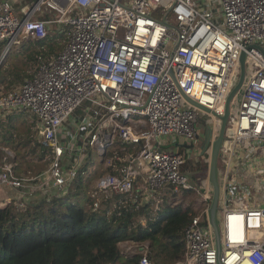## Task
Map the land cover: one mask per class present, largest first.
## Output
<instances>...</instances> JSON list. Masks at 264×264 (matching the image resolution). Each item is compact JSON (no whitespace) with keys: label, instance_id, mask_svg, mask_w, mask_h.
I'll return each mask as SVG.
<instances>
[{"label":"built area","instance_id":"2783aa9c","mask_svg":"<svg viewBox=\"0 0 264 264\" xmlns=\"http://www.w3.org/2000/svg\"><path fill=\"white\" fill-rule=\"evenodd\" d=\"M164 1L35 0L20 14L0 1V63L28 38L66 36L60 51L37 56L17 89L0 92V115L17 109L35 116L39 142L49 150L47 169L32 177L17 176L4 151L0 187L22 190L13 203L21 210L31 191L68 193L82 163L63 160L76 148L61 129L79 110L72 129L87 133L77 149L95 152L112 168L88 194L93 211L112 195L134 193L145 203L165 188L176 197L190 190L200 203L182 232L183 256L173 264H264V0H171L157 18ZM242 52L248 78L239 104L233 109L230 102L217 169L218 247L208 185L183 170L182 153L157 141H194L201 112L221 123ZM116 139L121 151H132L120 156ZM139 251L138 264H153L148 247Z\"/></svg>","mask_w":264,"mask_h":264},{"label":"trees","instance_id":"16d2710c","mask_svg":"<svg viewBox=\"0 0 264 264\" xmlns=\"http://www.w3.org/2000/svg\"><path fill=\"white\" fill-rule=\"evenodd\" d=\"M27 40L30 43L25 41L19 47L20 52L15 51V58L25 67L30 61H37L36 54H46L50 48L61 50L64 46L58 42L64 41L61 34ZM10 52L0 63V85L6 86L5 92L13 90L11 85L23 83L30 76L26 68L22 69V74L15 70L16 62L12 68H4L6 62L16 61H12ZM25 114L26 111L13 109L5 117L6 121L2 117L0 120V145L10 146L16 158L22 154L17 136L20 130L16 123ZM26 138L25 143L30 142L29 133ZM39 144L38 141V146H41ZM120 145L118 139L113 142L122 156ZM38 146L31 148L42 158V149L35 151ZM43 149L46 154L48 149ZM111 152L112 149H108L106 157ZM4 155L5 152L0 150V164ZM19 160L9 156L6 159L16 174L22 173L23 164ZM104 164L103 160L91 169L83 165V172L78 173L73 188L63 196L45 203H28L23 210L17 209L13 202L0 205V264H138L139 254L127 257L120 250V243L129 241L138 247L148 242L153 264H173L182 258V232L195 214L192 205H188L184 198L194 192L183 190L182 199L171 201L176 196L165 188L145 203L141 202L140 195L134 193L112 195L102 201V209L93 211L88 190L94 178L112 172V168ZM155 200L158 201L156 209L152 205Z\"/></svg>","mask_w":264,"mask_h":264},{"label":"rangeland","instance_id":"374dc122","mask_svg":"<svg viewBox=\"0 0 264 264\" xmlns=\"http://www.w3.org/2000/svg\"><path fill=\"white\" fill-rule=\"evenodd\" d=\"M171 4V0H165L164 3L161 4V6L159 7V10L157 12L154 13V16L157 18H161L163 16V14L168 10V8L170 7ZM46 10V9H45ZM52 14L54 15L55 13L52 11ZM64 38H66V36H63ZM29 41V40H26ZM60 43H64L63 40L58 41ZM25 43V41H23L22 43H17L16 46H13L10 52V56L13 60L11 63L6 62V65L4 68H12L13 63L16 62L17 66H15L16 68H14L15 70L19 71L22 74V69L24 70L26 68L27 72L31 74L32 69L35 67L36 62L35 60L30 61L26 67L25 64L23 65V63L18 60L17 58H15V51L20 52L19 47L22 46ZM27 43H30L27 42ZM60 51V49H54V48H50L47 49L46 54L44 52L41 53V55H47L49 53H54V52H58ZM36 53V52H35ZM44 53V54H43ZM37 56L40 55V53L36 54ZM249 61L246 62V66L248 65ZM8 65V67H7ZM248 68V66H247ZM237 74L233 77L232 80V87H234V85L238 82L239 80V76H240V66L238 64L237 66ZM19 73V74H20ZM247 74H245V79H244V84L240 87V89L233 95L232 97V102H233V109L235 108V104H239L241 98H242V94H243V90L245 89V85L247 82ZM17 79H15L16 81ZM17 85H20V82H16ZM3 87V89H2ZM12 89H13V85H11ZM4 88H6V86L4 85H0V90H2L3 92H5L6 90H4ZM78 113H81V111H76L74 112V118H70L69 120L74 121V119H76ZM30 113H26V115H29ZM31 115V114H30ZM29 115V116H30ZM26 116L22 115V119L20 121H18V123H16V125L18 126V130H20V135L17 134L18 138H19V142L21 144L22 147H20V152L22 154H20L17 158L15 157V151L11 149V147L9 146L10 149L9 152L11 155H8L9 157H13L15 160L16 159H20L21 163L23 164L22 170H20L22 172V175H27L29 172L31 174L37 173V172H32L31 168H35L38 167V169L40 170L41 168H45L47 166V155L46 157H43L44 159L40 158L39 154L34 152V150H32V146L36 145L38 146V140L40 138V135L38 133V124L35 122V120L33 119V117L31 118H26ZM75 122V121H74ZM79 123V122H77ZM211 124L212 126V134H213V139L215 136H217L218 132H219V128H220V124L218 121H216V119L214 117H212L211 115H208L204 112H201L199 114V118H198V131L199 132H203L204 131V127L207 124ZM74 124V123H73ZM204 126V127H203ZM29 133L30 135V142H27V134ZM226 136L229 135V131L225 132ZM75 136V135H74ZM70 144L73 143L72 139L69 140ZM157 144H160V146H162L165 150L167 151H173V149H182V152L186 154H188V159L185 162V166L183 167V170L185 172H187L190 176L192 180L198 181V182H203L205 183V185H208V192L210 193V205L212 203V198H213V186L212 183L209 179V160H210V156L208 158L207 154L205 153L204 155H198V154H194V156H191V153L193 150H189V148L191 147V145L187 142H183L181 139L179 138H174V137H169V138H165V137H161L158 141ZM3 146L7 147L5 144H2ZM40 145V144H39ZM221 148V147H220ZM43 149V147L41 148V146H38L37 150H41ZM187 150V151H185ZM189 151V152H188ZM46 159V160H45ZM19 160V161H20ZM99 160L98 156H95L94 158V163L96 164L97 161ZM219 164H220V151L218 154V158H217V169H219ZM207 165V166H206ZM207 167V168H204ZM42 171V169H41ZM217 179L218 175H217ZM74 185V184H73ZM219 192V191H218ZM2 196L4 197V193L2 194ZM10 196V195H9ZM183 196V192L181 193L180 196L174 197V199H171V201H175L178 198L182 199ZM199 198V196L196 193H193L191 196L184 198V201L186 203H188V205H192V208L195 212L194 206H195V202L196 200ZM16 201V199L14 200H9V202H14ZM218 210V209H217ZM219 216V214H218ZM143 246L149 247L148 242H143L142 243ZM140 247V246H139ZM139 247L133 245L130 241L129 242H122L120 243V250L122 252V254L126 255L127 257H130L134 254H139Z\"/></svg>","mask_w":264,"mask_h":264},{"label":"crops","instance_id":"0c3cea01","mask_svg":"<svg viewBox=\"0 0 264 264\" xmlns=\"http://www.w3.org/2000/svg\"><path fill=\"white\" fill-rule=\"evenodd\" d=\"M0 1H6V0H0ZM8 1H10L12 4H13V6H14V9L15 10H17L18 12V14H20V12H19V8L24 4V3H26V2H28V3H32V2H35V0H8ZM48 11V10H47ZM48 12H50V11H48ZM42 17V16H41ZM43 17H44V15H43ZM27 40V39H26ZM25 40V41H26ZM22 84V83H21ZM20 84V85H21ZM20 85H16V86H14L13 87V89H17ZM11 112V111H10ZM10 112H8L7 114H1L0 115V120L2 121V119H1V117L4 119V121H6V119H5V117L10 113ZM26 113H28V112H26ZM30 115V114H29ZM26 115L25 114V116H26V118H32L33 117V119L35 120V122L38 124V121H37V119H36V117L35 116H33V115ZM74 118V117H73ZM73 123H74V121H71V120H68L63 126H62V129H61V131H62V135L64 136L63 138H66V139H68V140H71V139H74L75 140V142L73 143L74 145H75V148L76 149H68L65 153H64V157H62L63 158V160L65 161V158L67 159L66 160V162L67 163H71L72 161H75V160H77V161H80V163H82V167H83V165H86L87 166V168L88 169H91V168H96V166H98L99 165V163H100V161L98 160L97 161V163L95 164L94 163V158H95V156H97V154L95 153V152H93V151H88L87 153H84V154H80V150L81 149H77V148H79V147H82V144H81V139L82 138H84L85 136H86V129L85 128H80V129H78V131L76 132H74V130L72 129V127H73ZM75 125V124H74ZM204 127V126H203ZM205 128H206V126L204 127V131H205ZM204 131L203 132H199L198 131V135L199 136H203L204 135ZM75 135V136H74ZM218 135V134H217ZM215 137H217V136H215ZM211 140H213V137H212V139ZM39 141V140H38ZM183 142H187V143H189L192 147H190L189 148V150H193L192 151V153H191V156L193 157L194 156V154H199V155H204L205 153L207 154V156H208V158H209V156L211 155V146H209L208 148H207V150L208 151H206L204 154H201V142L199 141V140H197V139H195L194 141H186V140H182ZM74 145H72V146H74ZM8 149H10L9 147H5V146H3V145H0V150H2V151H6L8 154H10V152H9V150ZM41 151V150H40ZM130 151H132L131 149H129L128 151H127V153L126 152H123V155L126 153V155L127 154H129V152ZM173 151H176V152H180V153H182L183 154V156L185 157V160H187L188 159V154H186L187 152H185V153H183L182 152V149H173ZM185 151H187V150H185ZM45 151H44V149H42V156L43 157H46V155H47V153L49 154V150L46 152V154L44 153ZM189 152V151H188ZM11 155V154H10ZM42 157V159H44ZM46 160V159H45ZM47 167H48V162H47V166L43 169V168H41L42 169V171H41V169L39 170L38 169V167H35L34 169L33 168H31L32 169V172H37V173H34V174H31L30 172L27 174V175H22V173H18L17 172V176H19V177H32V176H35V175H37V174H39L40 172H43V171H45L46 169H47ZM82 169V168H81ZM83 171V170H82ZM97 178V177H96ZM96 178H94L93 179V181H92V184H91V186H90V188H89V190H88V194H89V192H90V190L93 188V184H94V182H95V179ZM4 193V197L2 196V194ZM31 195H28L27 197H25L24 199H25V202L28 204H39V203H45L46 201H50V200H52V199H54V198H56V197H60V196H63L62 194H59V192L56 190V189H53V188H50V187H47V188H43V189H41V190H35L34 192L33 191H31ZM10 195V196H9ZM21 195H22V190L21 189H17V188H12V187H8V186H2V187H0V205L1 206H3V205H5L7 202H9V200H14V199H18V198H20L21 197ZM198 200V199H197ZM196 200V202H195V205H198L199 203H200V201H197ZM15 202V201H14ZM13 202V203H14ZM133 245H135V246H137V244L136 243H133V242H131ZM139 249H140V247H139Z\"/></svg>","mask_w":264,"mask_h":264},{"label":"water","instance_id":"95a60500","mask_svg":"<svg viewBox=\"0 0 264 264\" xmlns=\"http://www.w3.org/2000/svg\"><path fill=\"white\" fill-rule=\"evenodd\" d=\"M259 49L262 51V53L264 54V49L262 47H259ZM239 66H240V76H239V80L238 82L234 85V87H232V89L230 90V92L228 93L227 97H226V102H225V112L224 115H222L220 117V128H219V132L217 135V138L212 141V126L211 124H207L205 131H204V135L203 136H196V139L199 140L201 142V154H204L207 150V148L209 147V145L212 146L211 148V155H210V160H209V179L212 183L213 186V198H212V203L209 207V219L210 222L214 228L215 231V239H216V243L217 246L219 247L220 245V241H219V226H218V222H217V218H216V212H217V202H218V195H219V185H218V179H217V158H218V154L220 151V147H221V142L223 140L224 137V133H225V128H226V123H227V119H228V115H229V107H230V102L232 100L233 95L240 89V87L243 85L244 83V78H245V53L242 52L240 57H239ZM191 104L197 106L198 108L208 112V113H213L212 110H209L205 107H203L202 105H199L196 101L189 99L188 97H185ZM120 118H118L119 120ZM107 146H105L106 148ZM192 147V146H191Z\"/></svg>","mask_w":264,"mask_h":264},{"label":"flooded vegetation","instance_id":"af4514ba","mask_svg":"<svg viewBox=\"0 0 264 264\" xmlns=\"http://www.w3.org/2000/svg\"><path fill=\"white\" fill-rule=\"evenodd\" d=\"M216 138H217V137H214V139H213L212 141H214ZM209 146H211V145H209ZM211 147H212V146H211Z\"/></svg>","mask_w":264,"mask_h":264},{"label":"bare ground","instance_id":"6f19581e","mask_svg":"<svg viewBox=\"0 0 264 264\" xmlns=\"http://www.w3.org/2000/svg\"><path fill=\"white\" fill-rule=\"evenodd\" d=\"M237 227H239V223H237V225H236Z\"/></svg>","mask_w":264,"mask_h":264}]
</instances>
